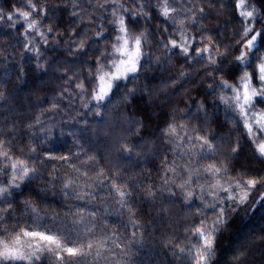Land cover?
I'll use <instances>...</instances> for the list:
<instances>
[{"label": "trees", "instance_id": "16d2710c", "mask_svg": "<svg viewBox=\"0 0 264 264\" xmlns=\"http://www.w3.org/2000/svg\"><path fill=\"white\" fill-rule=\"evenodd\" d=\"M246 1L245 20L238 0H166L168 17L165 0H0V239L50 230L97 245L76 264H196L203 226L214 237L207 264H264V160L221 100L234 96L222 81L239 86L241 45L255 31L264 40V0ZM121 19L142 36L140 71L97 102L96 69L119 59ZM208 44L215 63L197 55ZM38 254L34 264H61Z\"/></svg>", "mask_w": 264, "mask_h": 264}, {"label": "snow or ice", "instance_id": "6c2138e0", "mask_svg": "<svg viewBox=\"0 0 264 264\" xmlns=\"http://www.w3.org/2000/svg\"><path fill=\"white\" fill-rule=\"evenodd\" d=\"M31 3V0H29ZM245 0H238L236 7L243 9ZM32 8L35 9L36 5L32 4ZM25 19H27L31 13L22 12L20 13ZM165 17L169 15V9L165 0V6L162 13ZM239 16L245 20L253 17L252 11H240ZM9 19L12 17L9 16ZM120 28L119 31L125 33L124 36H119L116 39L122 40L123 43L120 47L113 46L114 52L120 53L125 56L126 59H121L118 63L114 60L112 61L110 68L114 69L111 71L105 68L103 63H100L96 69V79L99 81L97 88L95 90V95L93 99L97 102H101L110 97L113 92L114 87H119V82L124 80H129L131 78H137L136 74L140 71L139 60L142 55L141 53V44L142 36L129 35L128 29L125 26L124 20L119 21ZM34 27V24H29V28ZM244 37H248L249 33H253L252 26H246L242 29ZM258 37H261L260 31H255L250 38L246 39L245 43L241 45L240 53L235 57L237 62L233 68V71L240 72L238 83L239 87L236 85L228 84L227 81H222L221 86L223 88L231 89L234 92V96L231 98L221 97V100L228 104L231 100L235 107L232 108V111L238 109V115L241 117L243 127L247 132V136L255 144V149L257 156L264 160V141L256 143L257 134L264 136V111H249L250 109L255 108L257 102L264 103V56H256V52L259 51L257 48L258 43L261 46H264V40H259ZM134 42V50H129V40ZM187 41L184 44H178L176 40L171 41L173 48H180L182 53L187 56L189 53V47L185 46ZM244 49H247L245 51ZM209 48L201 49L197 52V55H200L201 52H208ZM251 54V55H250ZM255 57V59H253ZM208 59L215 63V60L211 56ZM259 61V62H257ZM251 68L252 71L249 72L247 69ZM253 73H255L256 84H253ZM211 87V86H210ZM255 127V131L253 128ZM174 131V129H172ZM204 139V138H201ZM204 143L208 144L207 139H204ZM236 151V149H233ZM5 155H7L5 153ZM50 159H56V157H50ZM61 159H67V157H61ZM16 167V165H13ZM205 171L212 172L213 175H219L221 168L210 166L205 169ZM226 172L227 169H224ZM22 176H29L28 169H21ZM34 178V177H29ZM259 181L255 179H249L244 181V184L255 187ZM237 187H241L239 181L236 184ZM19 187V185H16ZM68 187V185H65ZM222 187V186H221ZM227 191V189H224ZM6 189L0 188V195L6 192ZM123 195V193H121ZM192 194L189 193V196ZM232 199V197H228ZM247 198V193L241 196V203ZM213 210H215V204L211 205ZM223 210H221L222 212ZM3 217H0L2 220ZM223 223L222 220H217L216 224L219 225ZM196 236L198 240L203 241V247L196 250L197 260L196 264H207V261L210 260L211 256L214 254V237L212 235L213 229H207L203 226L197 228ZM71 245V246H70ZM97 245L89 242L86 245L76 244L75 242H69L65 239H62L56 233H52L50 230L47 231H36L21 229L16 233L15 237L11 240L0 239V264H34V262L41 260V255L38 253L47 252L51 255H55L57 260L64 264L65 255L71 258L68 261V264H76V258L85 257L90 254L91 250L96 248ZM87 249V251H86ZM47 258H45L46 260Z\"/></svg>", "mask_w": 264, "mask_h": 264}, {"label": "rangeland", "instance_id": "374dc122", "mask_svg": "<svg viewBox=\"0 0 264 264\" xmlns=\"http://www.w3.org/2000/svg\"><path fill=\"white\" fill-rule=\"evenodd\" d=\"M246 7H247V1L245 0L244 8L241 9V11H248V10L246 9ZM122 43H123V41H122ZM122 43H121V45H122ZM212 46H213L212 44H208V45L205 46L204 48H209L210 51H208V52H201V53H205L208 57L211 56L212 59H214V58H216V57L218 56V53H216V52L213 50V47H212ZM134 47H135L134 42H131V41L129 40V50H130V51H131V50H134ZM204 48H203V49H204ZM244 50L247 51V49H244ZM141 53H142V52H141ZM119 54H120V53H119ZM140 58H141V57H140ZM121 59H126V57L120 54V57H119V59H118L116 62L118 63ZM106 69H109V70H111V71H114V69H111V68H106ZM238 87H239V86H238ZM249 111L251 112V111H254V110L251 109V110H249ZM253 131H255L254 128H253ZM262 141H264V136H263L262 139L259 141V143L262 142ZM18 172L21 173V172H20V169H18ZM18 172H17L16 176L14 177L13 181H18V180H17V179L19 178V176H18ZM222 184H223V183L218 184V183H216V182L214 181L213 183H211L210 186H208V188H207L208 194H209L213 199L217 198V196L221 193V190H222V188L224 187V186H222ZM221 186H222V187H221ZM226 187H227V186H226ZM78 226H79V229L82 231V229L85 228V221H81V222L78 224ZM36 231H43V230H36Z\"/></svg>", "mask_w": 264, "mask_h": 264}]
</instances>
